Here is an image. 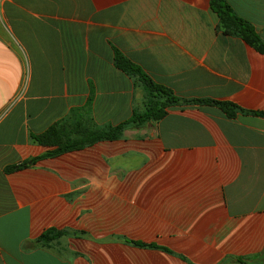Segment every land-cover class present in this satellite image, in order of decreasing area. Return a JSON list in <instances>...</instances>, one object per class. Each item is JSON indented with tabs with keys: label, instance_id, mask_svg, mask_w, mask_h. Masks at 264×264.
Segmentation results:
<instances>
[{
	"label": "crops",
	"instance_id": "1",
	"mask_svg": "<svg viewBox=\"0 0 264 264\" xmlns=\"http://www.w3.org/2000/svg\"><path fill=\"white\" fill-rule=\"evenodd\" d=\"M226 1L264 39V0ZM217 20L209 0H0V264H219L264 247V52ZM112 46L179 96L255 112L172 104L4 171L52 147L29 133L82 105L88 81L96 123L141 108ZM47 227L67 232L21 246Z\"/></svg>",
	"mask_w": 264,
	"mask_h": 264
},
{
	"label": "trees",
	"instance_id": "2",
	"mask_svg": "<svg viewBox=\"0 0 264 264\" xmlns=\"http://www.w3.org/2000/svg\"><path fill=\"white\" fill-rule=\"evenodd\" d=\"M209 6L215 11L218 17V29L224 33L238 36L259 51L264 52V39L257 34L249 21L232 10L226 0H209ZM112 63L115 67L130 76L134 84L139 83L141 85L143 89L141 108H132L129 116L117 123H96L90 115L93 86L91 82L88 81V93L82 105L70 106L66 115L52 121L43 130L37 133H29L31 138L37 142L43 145H51L52 147L47 148L38 155L31 156L29 159L5 165L3 167L4 171H10L24 166L36 158L54 155L73 148H80L97 139L115 138L123 127L136 126L147 120H156L160 118L166 112V108L172 104L208 103L217 106L228 116H232L238 111L255 112L254 110L244 109L233 101L226 99L179 96L175 94L168 85L152 79L138 63L132 61L115 46H112ZM66 232L67 230L64 229L47 227L35 238L22 242L21 246L27 248L32 246L36 241L46 242ZM130 242L137 245L159 247L169 251V249L151 242L146 243L138 240H131ZM245 259H255L256 261L263 262L264 247L257 253L230 255L220 261L219 264L227 260L244 262Z\"/></svg>",
	"mask_w": 264,
	"mask_h": 264
}]
</instances>
